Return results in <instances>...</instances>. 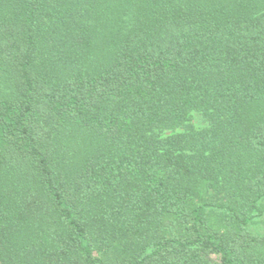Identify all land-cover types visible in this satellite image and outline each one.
Returning <instances> with one entry per match:
<instances>
[{
	"label": "trees",
	"instance_id": "1",
	"mask_svg": "<svg viewBox=\"0 0 264 264\" xmlns=\"http://www.w3.org/2000/svg\"><path fill=\"white\" fill-rule=\"evenodd\" d=\"M263 218L264 0H0V264H264Z\"/></svg>",
	"mask_w": 264,
	"mask_h": 264
},
{
	"label": "rangeland",
	"instance_id": "2",
	"mask_svg": "<svg viewBox=\"0 0 264 264\" xmlns=\"http://www.w3.org/2000/svg\"><path fill=\"white\" fill-rule=\"evenodd\" d=\"M191 124L197 129H204L207 128L208 123L207 120L203 117L202 114L198 112H194L191 115ZM259 230H264V218L260 220L258 226H256Z\"/></svg>",
	"mask_w": 264,
	"mask_h": 264
}]
</instances>
